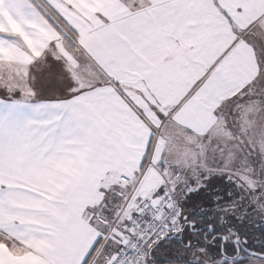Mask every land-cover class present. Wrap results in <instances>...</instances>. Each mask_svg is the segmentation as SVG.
<instances>
[{
    "label": "snow or ice",
    "instance_id": "6c2138e0",
    "mask_svg": "<svg viewBox=\"0 0 264 264\" xmlns=\"http://www.w3.org/2000/svg\"><path fill=\"white\" fill-rule=\"evenodd\" d=\"M262 21L264 0H0V264H264L241 232L264 234Z\"/></svg>",
    "mask_w": 264,
    "mask_h": 264
},
{
    "label": "crops",
    "instance_id": "0c3cea01",
    "mask_svg": "<svg viewBox=\"0 0 264 264\" xmlns=\"http://www.w3.org/2000/svg\"><path fill=\"white\" fill-rule=\"evenodd\" d=\"M238 2V0H237ZM247 21H245L246 23ZM262 26H264V21L261 22ZM262 39H264V36H262ZM252 43H255V41H252ZM239 49H240V58H241V62L245 65H251L252 66V70L254 72V62H253V58H252V50L251 48L248 47V45L244 44V41L241 40L239 45H238ZM257 52L261 55L264 56V45L262 46H258L257 47ZM250 77H246L245 78V82L247 79H249ZM242 86V84H241ZM46 87H56L55 81L52 82L51 85H47ZM238 90V89H237ZM61 91H63V89H61ZM251 91V90H250ZM262 91H264V89H262ZM233 93L229 92L226 93L225 95H232ZM221 99L224 98V96L220 97ZM229 104H225L223 107V110L220 114V123L223 124L225 121V117H227V120L230 122L231 121V116L228 115V109H229ZM242 106V105H241ZM241 131H243V126L241 127ZM237 138L239 139V134L237 135ZM245 139H247V137H245ZM254 147L257 148V151L259 152H264V148L259 146V143H257L256 145H253ZM233 151L237 154L238 157L240 158H244L247 156L248 154V147L246 145L243 144V142L241 143V145H237L234 146ZM248 168L251 169H255V172L258 174H263L262 172L264 171L262 169V167L264 166V157H259V158H252L251 160H247L246 161Z\"/></svg>",
    "mask_w": 264,
    "mask_h": 264
},
{
    "label": "flooded vegetation",
    "instance_id": "af4514ba",
    "mask_svg": "<svg viewBox=\"0 0 264 264\" xmlns=\"http://www.w3.org/2000/svg\"><path fill=\"white\" fill-rule=\"evenodd\" d=\"M241 232L247 233L250 244L253 243V241L256 239L257 236H259V240L256 241V243L257 244L264 243V234L257 232L255 229L251 228L248 224L241 225Z\"/></svg>",
    "mask_w": 264,
    "mask_h": 264
},
{
    "label": "rangeland",
    "instance_id": "374dc122",
    "mask_svg": "<svg viewBox=\"0 0 264 264\" xmlns=\"http://www.w3.org/2000/svg\"><path fill=\"white\" fill-rule=\"evenodd\" d=\"M262 169L264 170V166L262 167ZM263 174L258 173V178L264 179V171L262 172ZM223 182V178H216L213 181L214 186H221ZM226 183V182H223ZM195 198V197H194Z\"/></svg>",
    "mask_w": 264,
    "mask_h": 264
}]
</instances>
